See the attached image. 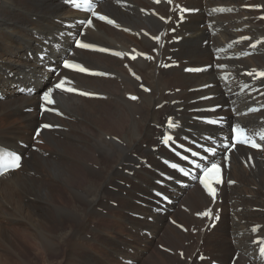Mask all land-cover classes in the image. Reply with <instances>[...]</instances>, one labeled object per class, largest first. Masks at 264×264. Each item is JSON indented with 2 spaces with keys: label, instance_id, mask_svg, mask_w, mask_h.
I'll list each match as a JSON object with an SVG mask.
<instances>
[{
  "label": "bare ground",
  "instance_id": "1",
  "mask_svg": "<svg viewBox=\"0 0 264 264\" xmlns=\"http://www.w3.org/2000/svg\"><path fill=\"white\" fill-rule=\"evenodd\" d=\"M258 5L262 10L249 9ZM179 6L186 10L175 27ZM99 12L115 24L92 19L84 28L77 20L90 14L65 0H0V145L24 155L19 169L0 177V264H264L255 242L264 238V151L233 149L213 199L198 182L177 184L186 180L163 163L175 158L158 140L167 117L180 122L176 137L184 141L221 137L232 123L264 127V79L246 74L264 70V0H103ZM81 29L83 40L123 57L74 48ZM132 48L150 57L131 60ZM63 56L107 75L65 71ZM171 59L178 65L165 69ZM201 66L210 67L187 71ZM65 77L101 97L55 91L63 116L42 113L41 92ZM251 105L262 109L243 114ZM206 107L216 109L201 111ZM210 116L225 124L201 121ZM43 122L53 129L33 140Z\"/></svg>",
  "mask_w": 264,
  "mask_h": 264
},
{
  "label": "snow or ice",
  "instance_id": "2",
  "mask_svg": "<svg viewBox=\"0 0 264 264\" xmlns=\"http://www.w3.org/2000/svg\"><path fill=\"white\" fill-rule=\"evenodd\" d=\"M157 3L160 2V0H156ZM169 3H171V0H169ZM73 4L76 5V0H73ZM78 7V5H76ZM93 16H96L97 19L99 20H104V21H107V23L109 24H115V21L107 18L106 16L104 15H101L99 13H96V12H93L92 13ZM161 19H164L163 17H161ZM81 23H85V21H81ZM86 23L91 26L93 24V21L91 19H88L86 20ZM118 26V25H117ZM125 31H127V29H125ZM244 39H251L250 37H245ZM77 46L80 47V48H84V49H89V48H92L93 50H99V51H104V52H108L110 51L109 49H95V46L93 45H90V44H87V43H82L80 41H77ZM255 45H253L254 47ZM115 55L117 56H120V57H123V53H120V52H116L114 53ZM132 58H135V57H132ZM45 57L44 56H38V60L41 61V64H40V67H43V61H44ZM63 67L65 69H75V70H78L79 72H82V73H89V74H96V73H91L90 70L88 68H85L81 65H74L72 62L68 61V60H65L63 62ZM56 75H59V73H55ZM99 75H105L104 73H98ZM259 75L261 77H264V72H261L259 73ZM69 83V81L67 80V78H61L57 83H54L50 88H48L46 91L43 92L42 94V100L46 103V104H55V99L53 98V93L56 91V90H59V91H67V92H73V91H76V89H73V88H67L66 87V84ZM82 95H90L89 93H81ZM131 99H136V97H131ZM45 110H48V111H56L55 109H45ZM250 111H255V109H251ZM57 114H62V113H57ZM169 126H173L172 125V121L171 119L169 120ZM44 128H50L52 127V125H44L43 126ZM239 127V126H237ZM237 129H233V132H236ZM264 138V137H262ZM246 143L248 142L247 140L245 141ZM165 143H168V141H165ZM251 147H254V148H260L261 145L259 144H255V143H252L251 144ZM193 155H195V153H193ZM13 156V159H12V169L15 170V169H18L20 166H21V160H22V157L17 154V153H13L12 154ZM185 159H187V157H185ZM173 167H175V165H173ZM220 168L218 165L216 164H212L211 168H205L204 169V172H205V175H209L210 173H216L217 175H219L220 173ZM0 174H4L3 172H0ZM202 183H205L204 181H202ZM229 183H233V181H229ZM205 187L208 188V191H209V194L212 195L213 197L216 195V192H215V189L211 188L208 186L207 183H205ZM158 195H162V193H158ZM164 199H167V197L165 196ZM261 253H264V248H261Z\"/></svg>",
  "mask_w": 264,
  "mask_h": 264
},
{
  "label": "rangeland",
  "instance_id": "3",
  "mask_svg": "<svg viewBox=\"0 0 264 264\" xmlns=\"http://www.w3.org/2000/svg\"><path fill=\"white\" fill-rule=\"evenodd\" d=\"M254 9H255V10H260L259 7H254ZM261 10H262V9H261ZM121 29H122V30H125L126 28H125V27H121ZM37 137H38V134H35V133H34V134L32 135L33 140H37ZM98 155H99L98 153H95V156H96V157H98ZM230 186H233V185H230ZM112 204H113L114 206H116L117 202L114 201V202H112ZM220 209H221V208H218V211H219ZM103 211L106 212V210H103ZM181 225H182V223H181ZM182 226H184V225H182ZM179 228H180V227H179ZM180 229H182V228H180ZM182 230H183V229H182ZM88 237H90V235H88ZM161 249H164V250H165L166 248L163 246V247H161ZM182 256H183V255H182ZM206 256H207V255L204 256L205 259H206ZM205 259L201 258V260H205ZM126 262H127L128 264H130V261H126Z\"/></svg>",
  "mask_w": 264,
  "mask_h": 264
}]
</instances>
